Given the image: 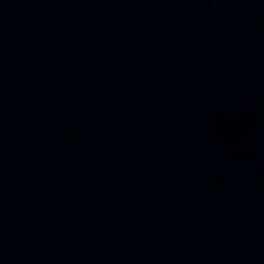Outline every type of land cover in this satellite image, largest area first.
Instances as JSON below:
<instances>
[{
	"label": "water",
	"instance_id": "water-1",
	"mask_svg": "<svg viewBox=\"0 0 264 264\" xmlns=\"http://www.w3.org/2000/svg\"><path fill=\"white\" fill-rule=\"evenodd\" d=\"M0 264H264V0H0Z\"/></svg>",
	"mask_w": 264,
	"mask_h": 264
}]
</instances>
